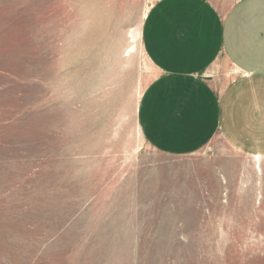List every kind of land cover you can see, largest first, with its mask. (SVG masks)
Instances as JSON below:
<instances>
[{
	"label": "rangeland",
	"instance_id": "rangeland-1",
	"mask_svg": "<svg viewBox=\"0 0 264 264\" xmlns=\"http://www.w3.org/2000/svg\"><path fill=\"white\" fill-rule=\"evenodd\" d=\"M157 1L0 0V264H264V155L138 129Z\"/></svg>",
	"mask_w": 264,
	"mask_h": 264
},
{
	"label": "crops",
	"instance_id": "crops-1",
	"mask_svg": "<svg viewBox=\"0 0 264 264\" xmlns=\"http://www.w3.org/2000/svg\"><path fill=\"white\" fill-rule=\"evenodd\" d=\"M141 45L159 76L144 91L143 140L169 156L192 155L219 135L232 148L264 155V0L219 12L206 0H158ZM232 74L216 83L211 70Z\"/></svg>",
	"mask_w": 264,
	"mask_h": 264
},
{
	"label": "bare ground",
	"instance_id": "bare-ground-1",
	"mask_svg": "<svg viewBox=\"0 0 264 264\" xmlns=\"http://www.w3.org/2000/svg\"><path fill=\"white\" fill-rule=\"evenodd\" d=\"M254 159H255L256 164H257V169L260 170V165L259 164H260L261 158L259 156H254Z\"/></svg>",
	"mask_w": 264,
	"mask_h": 264
}]
</instances>
